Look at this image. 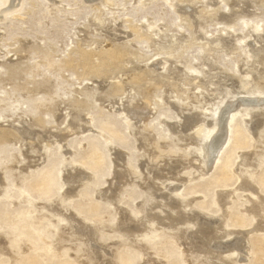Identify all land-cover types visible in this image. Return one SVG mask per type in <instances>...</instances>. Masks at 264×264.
Instances as JSON below:
<instances>
[{
  "label": "rangeland",
  "instance_id": "1",
  "mask_svg": "<svg viewBox=\"0 0 264 264\" xmlns=\"http://www.w3.org/2000/svg\"><path fill=\"white\" fill-rule=\"evenodd\" d=\"M262 57L264 0H0V264H264Z\"/></svg>",
  "mask_w": 264,
  "mask_h": 264
},
{
  "label": "bare ground",
  "instance_id": "2",
  "mask_svg": "<svg viewBox=\"0 0 264 264\" xmlns=\"http://www.w3.org/2000/svg\"><path fill=\"white\" fill-rule=\"evenodd\" d=\"M185 1H187V0H185ZM230 1V0H229ZM232 1V0H231ZM183 2V1H182ZM10 5V4H9ZM14 5V4H13ZM214 11V10H213ZM214 14V13H213ZM186 16V15H185ZM187 19V18H186ZM227 31V30H226ZM222 37V36H221ZM215 40V39H214ZM220 41V40H219ZM221 41H222V39H221ZM225 43V42H224ZM208 46V45H207ZM211 47V46H210ZM213 47V46H212ZM208 48V47H207ZM214 49V48H213ZM111 50V49H110ZM205 50V52H207L206 51V49H204ZM208 50V49H207ZM109 51V50H108ZM112 52V51H111ZM120 52V51H119ZM114 53V52H113ZM209 53V52H208ZM101 54H107V56H108V54L109 53H107V52H105V53H101ZM112 54V53H111ZM120 54V53H119ZM118 53H115V54H113V56H111V58H113V60H118L120 57H121V55H122V53H121V55H119ZM110 55V54H109ZM260 55V54H259ZM92 56L93 55H89V54H85L84 55V59H85V62H86V68H87V71L89 72V73H91L92 71H93V69H91L90 68V65H91V58H92ZM104 57H105V55H103ZM103 56H101V55H99V57H103ZM109 57V56H108ZM107 57V58H108ZM248 57H252V56H248ZM246 59L245 60V63L246 64H249V63H251V59ZM102 59H104V58H102ZM112 60V59H111ZM122 60V59H121ZM113 62H115V61H113ZM260 62V61H259ZM260 63H262V64H264V57H262L261 58V62ZM95 66V65H94ZM112 66V65H111ZM118 66V65H117ZM110 67V66H109ZM109 70V69H108ZM86 71V72H87ZM248 73V72H247ZM247 75H249V74H247ZM152 76V75H151ZM169 78V77H168ZM139 79V78H138ZM198 79V78H197ZM140 80V79H139ZM169 80V79H168ZM141 81H143V79L141 80ZM216 81V80H215ZM140 82V81H139ZM138 82V83H139ZM173 82H174V80H173ZM193 82H195V81H193ZM263 82V81H262ZM198 83H200V82H198ZM161 84V83H160ZM241 84H243V83H241ZM251 83H250V81H246V84H245V86H249ZM142 85V84H141ZM244 85H242V87H243ZM245 86H244V88H245ZM251 87V86H250ZM119 88V87H118ZM249 88V87H248ZM245 90V89H244ZM246 90H248L247 88H246ZM246 92V91H245ZM244 92V93H245ZM150 93V92H149ZM251 95V94H250ZM147 97V96H146ZM145 97V98H146ZM261 100V99H260ZM238 101V100H237ZM240 103L239 104H241L242 106H244V107H254V106H256V105H258V104H261V102L259 101V100H256V99H252V98H243L241 101H239ZM263 102H264V100H263ZM263 104V103H262ZM83 105V104H82ZM235 106V105H234ZM233 104H232V106L231 107H229V106H227L224 110H222L223 112L222 113H219V114H221V116H219V118L217 117V119L218 120H216V122L212 125V127H214V129L212 128L211 129V131H209L208 132V134H207V136H203L204 137V143H203V145L201 146V149H202V151H203V153H204V155H205V158L208 156V159H210V161H213L217 156H218V154H219V152L225 147V145H226V142H227V136H226V133L228 132L227 131V128H228V124H229V122L231 121V119H232V114L230 113L231 111H233L234 112V110H233ZM260 106V105H259ZM220 109V108H219ZM251 109V108H250ZM78 110V109H77ZM232 112V113H233ZM193 125V124H192ZM199 131V130H198ZM213 131H217L215 134H213ZM63 137V136H62ZM65 138V137H64ZM208 161V160H207ZM209 161V162H210ZM211 165H212V163H211ZM171 193V192H170ZM68 194V193H67ZM151 201V200H150ZM153 201V200H152ZM162 201V200H161ZM152 203H154V202H152ZM150 204V203H149ZM160 204V203H159ZM162 204V203H161ZM160 204V205H161ZM151 205V204H150ZM164 205V204H163ZM177 219V218H176ZM174 220V219H173ZM180 220V219H179ZM195 220V219H194ZM256 227V226H255ZM143 228V227H142ZM253 229V228H252ZM252 232V231H251ZM218 246V245H217ZM219 258V257H218ZM221 261H222V259H221Z\"/></svg>",
  "mask_w": 264,
  "mask_h": 264
}]
</instances>
